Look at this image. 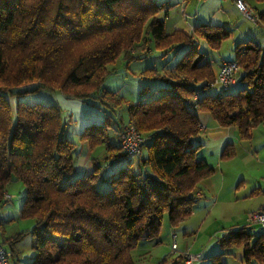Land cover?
<instances>
[{
    "label": "trees",
    "instance_id": "16d2710c",
    "mask_svg": "<svg viewBox=\"0 0 264 264\" xmlns=\"http://www.w3.org/2000/svg\"><path fill=\"white\" fill-rule=\"evenodd\" d=\"M172 6L170 0H0V209L8 187L19 182V218L33 221L11 237L0 225L12 264L26 236L29 264H139L133 252L140 242L157 239L164 215L172 226L190 216L199 181L213 171L196 159L199 113L235 128L241 139L264 124V47L251 38L233 45L235 81L213 94L217 74L200 44L217 51L231 30L201 22L166 32ZM253 14L264 31V13ZM152 53L167 60L140 73L162 83L155 90L145 84L131 100L104 87L118 58L128 64ZM40 91L97 106L103 121L72 131L59 105L21 100ZM126 124L144 137L136 158L120 145ZM80 146L103 149L91 159L90 174L76 172ZM232 155L226 145L222 157ZM229 232L220 247L241 248V264H264V230L255 236L244 225ZM223 255L202 264H226Z\"/></svg>",
    "mask_w": 264,
    "mask_h": 264
},
{
    "label": "rangeland",
    "instance_id": "374dc122",
    "mask_svg": "<svg viewBox=\"0 0 264 264\" xmlns=\"http://www.w3.org/2000/svg\"><path fill=\"white\" fill-rule=\"evenodd\" d=\"M170 2L174 6L170 8L166 19V32H171L174 28L187 30L201 22H211L212 14L218 11L221 13L220 17L225 21L226 19L232 20L234 27L246 28L247 22H250L230 4L229 0H170ZM239 27L232 29L229 26L231 37L219 48V55L223 58L234 59V46L229 48V45L240 42L241 28ZM257 29L259 28L251 31L245 40L252 38L259 46L264 47V31ZM200 50L208 53L212 60L214 59L215 52L209 50L204 43L200 44ZM215 55L218 58V54ZM166 61V59L161 60L155 53L128 64L125 59L120 57L111 67L116 73L106 80L104 87L118 91V95H125L128 99L134 100L136 98L137 100L139 89L143 85L147 84L150 92L162 85L161 82L144 81L141 79L140 73L149 67L158 69ZM213 64L216 66L215 63ZM219 88V85L215 84L212 93L215 94ZM236 89L234 87L229 91L235 92ZM21 100L27 103L59 105L68 115V118L71 116L72 131H81L88 124L103 121V114L97 106L87 105L79 100L67 99L56 92L40 91L24 95ZM205 115L208 114L199 113V119L203 120ZM215 124L218 129H214L207 122H205V126L202 124L204 131H201L195 140L196 144H202L198 148L196 159L204 160L213 169L210 176L201 179L198 183L205 196L201 197V193L198 192L200 197L193 204L190 216L178 221L174 226L170 225L167 215H164L157 239L141 241L138 249L135 250L138 253L133 252L139 264H163L162 259H166L164 260L165 264H169L177 255L183 257L184 254L185 256L186 251L192 255L201 253L203 258L200 262L191 264H202L204 257L219 252L226 254L223 255V258L227 264H241L239 261L242 257L241 248L233 246L222 248L219 246L220 240L227 238L229 231L237 225L247 226L250 233L255 236L261 233L262 229L258 225L249 224V213L256 210L258 205L264 201L261 193L264 191V124L253 129L251 137L246 139H241L238 134L226 137L228 128L217 126V122ZM111 135L114 137L113 131ZM226 145L231 148L233 153L229 158L222 157ZM249 155H252L253 159L246 161L245 158ZM8 192L13 198L2 206V210L0 209L5 230L9 232V235H13L17 231L31 229L32 220L19 218L20 205L23 199L21 183L12 182L8 187ZM172 234L175 235L177 245L175 250L171 248ZM30 242L31 238L26 236L17 245L20 264L30 263L33 255ZM147 247H154V250L145 251L147 253L140 252ZM188 262L189 260L184 258L182 264H189ZM251 264L258 263L252 260Z\"/></svg>",
    "mask_w": 264,
    "mask_h": 264
},
{
    "label": "built area",
    "instance_id": "2783aa9c",
    "mask_svg": "<svg viewBox=\"0 0 264 264\" xmlns=\"http://www.w3.org/2000/svg\"><path fill=\"white\" fill-rule=\"evenodd\" d=\"M233 4L238 12H240L244 18L255 23L256 17L252 11L248 8L244 0H232ZM239 70L237 64L233 60H227L220 65L219 71L217 73L215 84L221 86H228L235 81V76ZM202 127V126H201ZM203 128V127H202ZM120 145L122 151L131 156H140L142 154V148L144 143V137L140 134L131 124H126L122 128L119 134ZM196 196H200L197 192ZM13 196L8 192L3 196L4 201H11ZM249 224L258 225L262 230H264V201L256 210L249 213ZM173 243L171 248L175 250L177 248L175 235L172 234ZM187 254V255H186ZM184 256V254H183ZM187 256V257H185ZM184 258L189 260V264L198 261L201 257V253L192 255L188 251L185 252ZM12 254L0 243V264H12Z\"/></svg>",
    "mask_w": 264,
    "mask_h": 264
},
{
    "label": "crops",
    "instance_id": "0c3cea01",
    "mask_svg": "<svg viewBox=\"0 0 264 264\" xmlns=\"http://www.w3.org/2000/svg\"><path fill=\"white\" fill-rule=\"evenodd\" d=\"M229 2H230V4L233 6V7H235L234 6V4H233V1L232 0H229ZM244 2L246 3V5L248 6V8L252 11V13H255V14H260V13H264V0H244ZM221 11H223V10H221ZM220 12L218 11V12H214L213 14H212V16H211V22H208V23H211V24H216V25H223V26H225V27H227V28H229V26H231V28L232 29H236V28H238L239 26H232L233 24H232V20H230V19H226V21L222 18V17H220ZM247 26H246V28H242V27H239V28H241V32H240V36H239V38L240 39H245V37H247L249 34H250V32L251 31H255V29L256 28H259L257 25H255V23H253L252 21H250V22H247ZM241 26H242V24H241ZM174 29H177V28H174ZM173 29V30H174ZM230 29V28H229ZM191 29H187L186 31H190ZM257 30H261L260 28L259 29H257ZM253 34V33H252ZM250 37V36H249ZM252 39V38H251ZM232 43H235L234 41H231ZM224 43V42H223ZM223 45V44H222ZM231 47H233V45H229V48H231ZM221 48V47H220ZM219 51H220V49H218L217 51H214L215 52V54H218V58L216 57V55L214 54V59L212 60V58H211V56H208V59L212 62V64L213 63H215L216 64V66H214V64H213V66H214V71H215V74H217L218 73V71H219V68H220V65L223 63V62H225V61H227V60H230L229 58H223V56H221V55H219ZM208 55V54H207ZM216 59H217V62H216ZM208 114V113H207ZM201 121V125L203 124L204 126H205V122H207V124H211L213 127H214V129L216 128V122L214 123V120L209 116V115H205V117H204V119L203 120H200ZM217 126H218V124H217ZM206 128V127H205ZM216 129H218V127L216 128ZM202 131H204V129H202ZM235 135V134H237V132H236V129L235 128H233V127H229L228 129H227V133H226V137L228 136V135ZM77 135L78 134H75V136H73L72 138L74 139V141L75 142H78V137H77ZM103 154V149L102 148H97V149H95L94 151H92V152H90L89 150H87V148L86 147H83V146H80V154H79V158H78V160H77V163H76V172L78 173V174H90L91 172H92V163H91V159L92 158H95V157H99V156H101ZM136 158V157H135ZM251 159H253V156L252 155H249V156H247L246 158H245V160L246 161H248V160H251ZM204 161V160H203ZM263 162H264V160H263ZM260 187L258 186V189H259ZM198 189H199V191H200V193H201V197H203V196H205V194H204V192L201 190V188H200V185L198 184ZM256 192V191H255ZM261 193H262V195H263V198H264V191H261ZM262 198V199H263ZM263 202V201H262ZM262 202L258 205V207H260V205L262 204ZM257 207V208H258ZM2 210V209H1ZM0 210V211H1ZM5 219V218H4ZM3 222V219H2V217H1V214H0V225L3 227L2 229H3V231H4V234H5V236L6 237H11L12 235H9V232L7 231V230H5L6 229V227H4V224L2 223ZM28 225H29V223H28ZM241 226H244V225H237V226H235V227H233V229H235V228H239V227H241ZM18 232V231H17ZM15 234V233H14ZM226 234V233H225ZM224 234V235H225ZM154 248V247H153ZM153 248H150V247H147V248H144V249H142V250H140V252L141 251H143V253H147L148 251L147 250H152ZM140 249V248H139ZM154 250V249H153ZM145 251H147V252H145ZM135 252H137V251H135ZM138 253V252H137ZM139 254H141V253H139ZM223 260H224V262L227 264V262H226V260H225V258H223ZM18 264H20V263H18Z\"/></svg>",
    "mask_w": 264,
    "mask_h": 264
},
{
    "label": "bare ground",
    "instance_id": "6f19581e",
    "mask_svg": "<svg viewBox=\"0 0 264 264\" xmlns=\"http://www.w3.org/2000/svg\"><path fill=\"white\" fill-rule=\"evenodd\" d=\"M135 157H138V156H135Z\"/></svg>",
    "mask_w": 264,
    "mask_h": 264
}]
</instances>
